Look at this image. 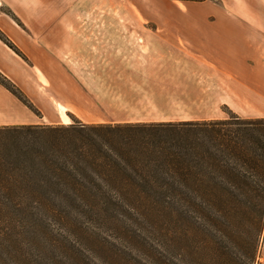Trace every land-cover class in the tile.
I'll list each match as a JSON object with an SVG mask.
<instances>
[{"label":"trees","instance_id":"16d2710c","mask_svg":"<svg viewBox=\"0 0 264 264\" xmlns=\"http://www.w3.org/2000/svg\"><path fill=\"white\" fill-rule=\"evenodd\" d=\"M232 162L248 165L264 179V118L2 127L0 206L167 209L169 230L167 257L149 244L152 253H141L145 245L121 237L117 227L108 236L112 243L88 228L72 227L78 239H56L58 244L49 246L64 256L50 257L42 238L47 233L54 240L49 227L0 226V264L8 259L10 264L53 259L67 264H186L188 241L192 264H254L261 225L251 200L264 194V184L256 185ZM242 201L250 206L241 207ZM238 207L243 217L229 220L227 215ZM187 210L208 211L213 224L197 226V218L190 223Z\"/></svg>","mask_w":264,"mask_h":264},{"label":"rangeland","instance_id":"374dc122","mask_svg":"<svg viewBox=\"0 0 264 264\" xmlns=\"http://www.w3.org/2000/svg\"><path fill=\"white\" fill-rule=\"evenodd\" d=\"M14 6L16 8L12 9L10 4H0V41L9 52L20 58V60L16 58V63H9L6 69L9 70V75L13 79L21 81L23 91L28 92L31 97H50L51 102L68 105L70 112L66 115L69 118V124L74 121L109 124L110 120L213 117L199 113L201 110H208L207 108L197 107H175L172 110L177 113L166 115L164 114L166 108L163 106L140 105L147 101L129 100L127 97L132 95L131 83H125L123 78L121 82H115L117 73L123 75L133 69V64L127 60H116L110 57L112 52L129 49L125 45L116 47L115 40L130 37L124 34V31H117V29L179 25L178 16L167 9V0H47L41 3L14 4ZM125 69L126 72L123 71ZM36 70L42 74L43 79H38ZM1 82L30 106L26 95L13 89L11 84L2 80ZM148 102L154 103L152 100ZM37 104L40 109L43 107L41 101ZM221 111L223 118L229 119L233 115L225 108ZM255 119L262 118L244 120ZM58 125L67 124L48 123L44 126ZM251 134L258 136L256 131ZM253 149L255 147L251 142L250 152ZM234 166L237 171L250 176L256 185L264 184L263 177L250 169L248 165L240 166L232 162L231 167L234 168ZM217 174L221 175V172ZM234 190L237 194L236 187ZM242 202L241 207L250 206L247 201ZM251 203L254 204L256 211L255 219L261 225L257 245V257H259V246L264 234V194L261 193L259 198H253ZM239 209L240 207L231 210L227 218L230 220L233 215L234 220L241 219L243 212ZM184 215L190 223L195 222L194 218L199 219L197 226L210 228L213 224V218L211 219L208 211L187 210ZM21 225L22 227L50 228L54 240L50 241L47 233L45 234L48 237L44 233L42 237L44 243L48 244L50 257L59 253L64 256L63 252H58L49 246H52L51 243L54 244L56 239L62 238L65 242L78 239V236L73 237L70 231L72 227L88 228L93 236L111 243L113 239L108 236L117 227L119 228H116L117 230L124 233L121 237H133L145 245V248L140 249L141 253H152L150 250L152 246L159 255L167 257V231L169 230L167 209L128 212L38 208L24 204L21 207H12L9 204L0 206V226ZM117 244L119 247L124 246L122 242ZM186 246L185 262L192 264L193 254L189 241ZM119 247L116 245L117 249H120ZM258 263L257 258L254 264ZM6 264H10L9 259ZM42 264L67 263L53 259L43 260Z\"/></svg>","mask_w":264,"mask_h":264},{"label":"crops","instance_id":"0c3cea01","mask_svg":"<svg viewBox=\"0 0 264 264\" xmlns=\"http://www.w3.org/2000/svg\"><path fill=\"white\" fill-rule=\"evenodd\" d=\"M45 1L0 0V4H10L14 9V4ZM167 9L178 16L179 25L117 29L130 37L115 40L116 47L129 49L112 52L110 57L127 60L133 69L123 75L117 73L115 82L123 78L131 83L129 100L163 106L166 115L177 113L172 110L175 107H197L207 108L199 113L213 117L109 122L223 120L222 108L240 119L264 118V0H167ZM16 58L20 60L0 41V79L26 95L30 106L0 83V128L69 124L68 105L51 102L50 97H31L23 91L21 81L9 75L6 66L16 63ZM36 73L43 79L39 71ZM260 245L258 264H264V234Z\"/></svg>","mask_w":264,"mask_h":264}]
</instances>
